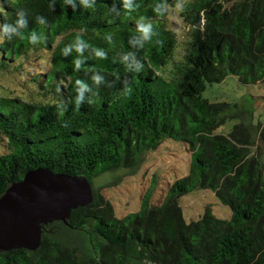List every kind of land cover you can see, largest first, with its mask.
<instances>
[{
	"label": "trees",
	"instance_id": "obj_1",
	"mask_svg": "<svg viewBox=\"0 0 264 264\" xmlns=\"http://www.w3.org/2000/svg\"><path fill=\"white\" fill-rule=\"evenodd\" d=\"M133 4L129 12L122 0H96L73 12L64 0L0 3V76L19 86L0 93V196L36 167L92 184L107 171L137 167L165 139L187 146L188 174L160 203L148 188L139 209L122 218L93 189L91 203L43 226L36 250H0V264H264V159L251 150L245 123L216 132L229 104L203 96L208 83L229 74L243 83L264 80V0ZM20 8L22 38L3 32ZM174 9L189 27L183 44ZM139 22L152 24V40H140ZM77 37L87 44L80 52ZM77 80L87 86L78 108ZM257 127L264 142V124ZM197 189L215 192L231 217L206 207L187 221L180 198Z\"/></svg>",
	"mask_w": 264,
	"mask_h": 264
},
{
	"label": "rangeland",
	"instance_id": "obj_2",
	"mask_svg": "<svg viewBox=\"0 0 264 264\" xmlns=\"http://www.w3.org/2000/svg\"><path fill=\"white\" fill-rule=\"evenodd\" d=\"M235 0H225L226 4ZM170 17L180 43L190 38L189 27L174 9ZM183 44V43H181ZM18 83L8 76H0V93L17 91ZM203 96L211 102L228 103L227 117L217 133H228L234 124L247 125L253 144L251 150L264 159V142L260 137L259 123L264 124V80L243 83L237 75L229 74L220 82L208 83ZM191 153L182 141L165 139L159 148L144 152L135 168L107 171L93 179L92 188L102 192L112 203L115 215L122 218L135 212L141 205L143 195L152 187V201L160 203L170 185L188 174ZM180 204L187 221L197 220L209 207L221 218L231 217V208L222 203L210 189H197L184 194Z\"/></svg>",
	"mask_w": 264,
	"mask_h": 264
},
{
	"label": "water",
	"instance_id": "obj_3",
	"mask_svg": "<svg viewBox=\"0 0 264 264\" xmlns=\"http://www.w3.org/2000/svg\"><path fill=\"white\" fill-rule=\"evenodd\" d=\"M92 201V184L82 175L28 170L0 196V250H36L43 226L66 221L73 209Z\"/></svg>",
	"mask_w": 264,
	"mask_h": 264
},
{
	"label": "clouds",
	"instance_id": "obj_4",
	"mask_svg": "<svg viewBox=\"0 0 264 264\" xmlns=\"http://www.w3.org/2000/svg\"><path fill=\"white\" fill-rule=\"evenodd\" d=\"M64 2L66 4V6L70 5L72 7L73 12H75L77 6H79L82 9L92 8L95 5L96 0H64ZM0 3H3V0H0ZM50 7H51V5H50ZM122 7L124 10H128L129 12H131L132 10H134L138 6H134L133 0H122ZM111 10L112 9L110 8V11ZM119 14L120 13L117 12V15H119ZM142 19H141V21H142ZM37 20L41 24L44 23V19L42 17H37ZM26 25H27V20L25 17V11L23 8H20L15 13V19L11 23H6L5 25H3V32L14 34V35L22 38L23 33L21 30L24 29L26 27ZM137 30L140 34V40L141 41L152 40V37L154 34L152 32V24L151 23L139 22ZM28 38H29L30 43H35L37 40V37L34 34ZM107 39L111 40V36H109ZM86 46H87V44L82 39H80V37H77L75 39L74 47H75V50L77 52H80ZM141 46H143V44ZM68 51H70L69 48L64 49L65 54H67ZM95 54H96V56L101 57V58H103V56H104V52L99 50V49L95 50ZM75 63H76V66L79 67L81 62L78 59V60H76ZM94 79L98 82L101 79V77L95 76ZM76 84L79 86L76 89V91L79 93V95H77V97L75 98V104H76V107L78 108L82 94H83V91L86 90L87 86L84 85L80 80H77ZM61 110H63V108Z\"/></svg>",
	"mask_w": 264,
	"mask_h": 264
}]
</instances>
